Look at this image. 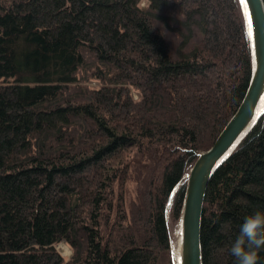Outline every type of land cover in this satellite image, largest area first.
<instances>
[{"label": "trees", "instance_id": "1", "mask_svg": "<svg viewBox=\"0 0 264 264\" xmlns=\"http://www.w3.org/2000/svg\"><path fill=\"white\" fill-rule=\"evenodd\" d=\"M252 73L241 0H0V264H177L169 217ZM256 211L264 112L209 181L202 264Z\"/></svg>", "mask_w": 264, "mask_h": 264}, {"label": "water", "instance_id": "2", "mask_svg": "<svg viewBox=\"0 0 264 264\" xmlns=\"http://www.w3.org/2000/svg\"><path fill=\"white\" fill-rule=\"evenodd\" d=\"M245 2L248 3V15L253 21V35L250 38L253 55L252 80L235 115L214 145L200 154L189 172L181 216V246L179 252L175 253L177 264H202V215L209 181L218 166L264 112V1Z\"/></svg>", "mask_w": 264, "mask_h": 264}, {"label": "clouds", "instance_id": "3", "mask_svg": "<svg viewBox=\"0 0 264 264\" xmlns=\"http://www.w3.org/2000/svg\"><path fill=\"white\" fill-rule=\"evenodd\" d=\"M264 250V211H256L243 220L229 252L236 264H259Z\"/></svg>", "mask_w": 264, "mask_h": 264}, {"label": "rangeland", "instance_id": "4", "mask_svg": "<svg viewBox=\"0 0 264 264\" xmlns=\"http://www.w3.org/2000/svg\"><path fill=\"white\" fill-rule=\"evenodd\" d=\"M188 176H189V173H188ZM131 184H132V187H133V185H135L134 183H131ZM131 191H133V190H131ZM182 212H183V209H182ZM181 216H182V213H181ZM169 230H170L172 243H173L175 253H176V249H177L176 246H178L181 243V236H182L181 235L182 234L181 217L179 219H176V220L171 216L169 217ZM65 246H66V248H65ZM68 247L69 246L65 242H62L57 246V249L62 254V256L70 258L72 256V250L70 249V247L69 248Z\"/></svg>", "mask_w": 264, "mask_h": 264}, {"label": "snow or ice", "instance_id": "5", "mask_svg": "<svg viewBox=\"0 0 264 264\" xmlns=\"http://www.w3.org/2000/svg\"><path fill=\"white\" fill-rule=\"evenodd\" d=\"M241 3L244 7V12H245L247 35L249 36V38H251L253 35V21L251 16L248 15V3L245 2V0H241Z\"/></svg>", "mask_w": 264, "mask_h": 264}, {"label": "bare ground", "instance_id": "6", "mask_svg": "<svg viewBox=\"0 0 264 264\" xmlns=\"http://www.w3.org/2000/svg\"><path fill=\"white\" fill-rule=\"evenodd\" d=\"M240 140H241V139H240ZM220 165H221V164H220ZM220 165H219V166H220ZM219 166H218V167H219ZM188 177H189V176H188ZM187 180H188V179H187ZM187 182H188V181H187ZM186 190H187V189H186ZM177 218H178V217H177ZM180 246H181L180 244H179L178 246H176V247H177V250H176V251L179 252V250H180ZM65 248H66V246H65ZM68 248H69V247H68Z\"/></svg>", "mask_w": 264, "mask_h": 264}]
</instances>
